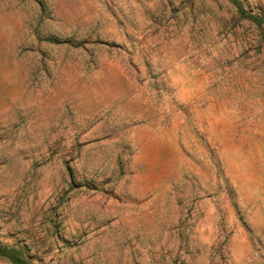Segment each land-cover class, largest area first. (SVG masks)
<instances>
[{"label":"rangeland","instance_id":"374dc122","mask_svg":"<svg viewBox=\"0 0 264 264\" xmlns=\"http://www.w3.org/2000/svg\"><path fill=\"white\" fill-rule=\"evenodd\" d=\"M0 246L264 264V0H0Z\"/></svg>","mask_w":264,"mask_h":264},{"label":"trees","instance_id":"16d2710c","mask_svg":"<svg viewBox=\"0 0 264 264\" xmlns=\"http://www.w3.org/2000/svg\"><path fill=\"white\" fill-rule=\"evenodd\" d=\"M0 256L10 260L12 264H30L22 257L21 251L16 248H7L5 246H0Z\"/></svg>","mask_w":264,"mask_h":264},{"label":"crops","instance_id":"0c3cea01","mask_svg":"<svg viewBox=\"0 0 264 264\" xmlns=\"http://www.w3.org/2000/svg\"><path fill=\"white\" fill-rule=\"evenodd\" d=\"M143 256H144V254L141 252L140 256L138 257V259H140L141 262H143V260H144ZM127 263H128L127 260L123 261V264H127Z\"/></svg>","mask_w":264,"mask_h":264}]
</instances>
